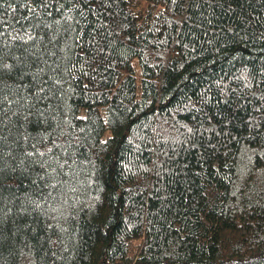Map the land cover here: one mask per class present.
I'll return each mask as SVG.
<instances>
[{
    "label": "trees",
    "instance_id": "obj_1",
    "mask_svg": "<svg viewBox=\"0 0 264 264\" xmlns=\"http://www.w3.org/2000/svg\"><path fill=\"white\" fill-rule=\"evenodd\" d=\"M0 264H264V0H0Z\"/></svg>",
    "mask_w": 264,
    "mask_h": 264
}]
</instances>
